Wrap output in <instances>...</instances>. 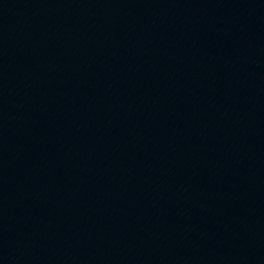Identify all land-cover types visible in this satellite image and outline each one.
I'll return each mask as SVG.
<instances>
[{
  "label": "water",
  "instance_id": "water-1",
  "mask_svg": "<svg viewBox=\"0 0 264 264\" xmlns=\"http://www.w3.org/2000/svg\"><path fill=\"white\" fill-rule=\"evenodd\" d=\"M0 264H264V0H0Z\"/></svg>",
  "mask_w": 264,
  "mask_h": 264
}]
</instances>
